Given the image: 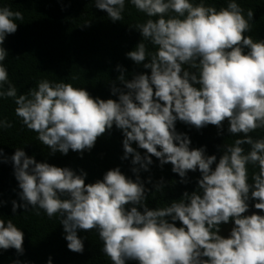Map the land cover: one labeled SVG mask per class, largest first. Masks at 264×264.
<instances>
[{"label": "clouds", "instance_id": "9594fccd", "mask_svg": "<svg viewBox=\"0 0 264 264\" xmlns=\"http://www.w3.org/2000/svg\"><path fill=\"white\" fill-rule=\"evenodd\" d=\"M130 3L148 19L131 26L143 39L126 55L150 74L127 80L118 65L117 79L124 87L113 82L116 100L94 98L84 88L47 79L18 95L2 63L8 56L3 44L17 31L16 21H22L23 14L0 7V98L13 99L15 115L51 154L90 151L115 125L123 134L122 159L132 157L135 174L133 180L116 167L102 180L86 183L83 170L77 174L37 162L16 148L10 160L23 203L12 201L13 213L30 206L37 215L43 210L49 219L58 216L67 247L76 253L84 251L78 232L95 229L111 264H264V215H243L250 200L264 212V139L250 135L264 129V40L245 35L251 31L254 12L249 9L245 16L235 0L219 9L202 0ZM95 7L113 22L121 21L125 0H95ZM143 41L156 51L150 53ZM177 121L197 130L214 125L221 132L227 121L229 134L243 135L221 146L217 162L204 147H190L187 134L176 130ZM11 127L0 120V128ZM133 143L146 150L145 155ZM244 145L249 146L247 152ZM153 156L161 167L170 163L183 183L189 171L198 170L196 190L185 191L166 207L149 208L148 189L139 173L149 170ZM250 164L258 168L251 183ZM164 187L158 182L155 192ZM230 221V234L220 235L221 224ZM23 240L22 229L11 219H0V249L23 254ZM47 264H52L51 258Z\"/></svg>", "mask_w": 264, "mask_h": 264}, {"label": "trees", "instance_id": "16d2710c", "mask_svg": "<svg viewBox=\"0 0 264 264\" xmlns=\"http://www.w3.org/2000/svg\"><path fill=\"white\" fill-rule=\"evenodd\" d=\"M200 3L201 0H192ZM206 5L217 9L226 7L229 0H202ZM245 11L254 12L250 21L251 31L245 33L254 41L264 40V0H235ZM0 7H9L23 14L22 21H16L17 31L6 37L3 47L8 56L2 62L8 71L9 81L16 87L17 94H24L37 87L39 81L71 83L74 87L84 88L89 94L100 99H118L111 92L113 82L119 88L123 84L117 77L121 74L117 66H122L127 80L135 74H150V69L137 65L127 57V53L135 50L142 41L140 32L131 26L144 23L148 17L135 9L130 0H125V10L121 21L113 22L103 10L95 7V0H0ZM90 24L85 26L87 22ZM147 50L156 51L149 41H143ZM76 77V79H73ZM7 85H5V88ZM15 103L12 98H0V120H7L11 128H0V219H11L24 232L23 254L15 249H0V264H13L19 260L21 264H111L102 251L103 242L95 229L78 232L84 241L83 253L72 252L67 247L63 226L60 218L51 219L40 210L18 208L12 211V201L22 204L18 193V181L14 176V168L10 157L16 148H23L27 155L37 162H47L57 167H67L77 174L83 170L87 173L85 182L94 183L102 180L104 174L119 167L121 172L135 180L131 171L134 167L132 157L122 159L124 149L123 134L115 125L110 131L98 137L94 147L82 154L69 150L67 155L51 150L37 139V133L28 130L15 115ZM176 130L185 133L191 140V148L206 149V155H216L217 162L223 154L222 147L231 145L243 134L233 136L227 132L228 123L224 122L221 132L214 125L197 130L183 122H176ZM219 133V134H218ZM254 139H264V129L250 133ZM134 148L137 145L133 143ZM222 146V147H221ZM245 151L248 145L243 146ZM141 155L146 150L137 148ZM5 158L7 162H5ZM148 171L141 170L139 175L147 192V206L162 208L172 201L179 200L185 191L191 193L197 188L200 178L199 171L187 174V183L172 171V165L162 167L156 157ZM138 167V166H137ZM215 167V165H213ZM249 182L258 168L248 165ZM149 179L151 182H149ZM163 181L165 187L155 192V185ZM256 201H249L254 208ZM255 209V208H254ZM260 211V210H259ZM261 212V211H260ZM177 226H181L177 221ZM127 264H138L127 261Z\"/></svg>", "mask_w": 264, "mask_h": 264}, {"label": "rangeland", "instance_id": "374dc122", "mask_svg": "<svg viewBox=\"0 0 264 264\" xmlns=\"http://www.w3.org/2000/svg\"><path fill=\"white\" fill-rule=\"evenodd\" d=\"M233 227V222L230 221L227 224H221L220 228V235L227 237L230 234L231 228Z\"/></svg>", "mask_w": 264, "mask_h": 264}, {"label": "water", "instance_id": "95a60500", "mask_svg": "<svg viewBox=\"0 0 264 264\" xmlns=\"http://www.w3.org/2000/svg\"><path fill=\"white\" fill-rule=\"evenodd\" d=\"M253 213H257V214H260V215H264V212H260L259 210L254 209V208H250V207H249V210L246 213H244L243 215H251Z\"/></svg>", "mask_w": 264, "mask_h": 264}]
</instances>
